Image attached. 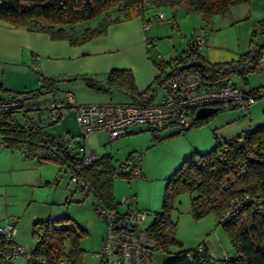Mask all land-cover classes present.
I'll return each instance as SVG.
<instances>
[{
    "label": "rangeland",
    "instance_id": "obj_1",
    "mask_svg": "<svg viewBox=\"0 0 264 264\" xmlns=\"http://www.w3.org/2000/svg\"><path fill=\"white\" fill-rule=\"evenodd\" d=\"M145 3L143 22L147 23V28L143 27L139 35L130 32L131 35L127 39L142 41L146 45L151 41L147 45L151 60L168 61L176 58L188 47L189 41L202 33L205 42L200 48L209 62L236 58L247 51L259 53L258 68L246 78L238 74L232 75L230 83L247 91L264 87V28L259 26V21L264 19V0L231 3L225 10L214 12L208 21L185 4L172 8L167 4L156 5L152 0H145ZM99 19L97 16L75 23L73 29L81 33L84 28L95 26ZM132 19L135 17L127 20ZM88 66L90 70L97 67L94 64ZM3 69L4 66L1 65L0 77ZM109 70L110 68L108 72ZM26 72L24 85H19L14 91H28L39 86L34 70L27 66ZM107 75V72L103 75L96 74V79L86 71H78L73 76L58 79V90L54 93L41 88L42 91L38 95L21 99L25 104L30 102L38 107H46L53 96L57 98L68 91L75 97L77 104L123 102L124 96L121 92L114 88L106 89V86L101 84ZM7 77L9 73L6 72L4 79H8ZM86 78L103 88L89 86ZM162 92L159 88L156 97ZM0 94L3 95L4 92L0 90ZM27 113L31 115L32 123H35L37 112ZM14 117L20 126L26 121L21 111L16 112ZM259 125H264V95L256 97L246 110L223 108L205 122L183 132H177L175 127L154 130L142 125V131L121 135L128 138L129 144L126 147L129 149L114 147V163L120 164L129 152L133 153L138 160L142 177H115L112 186L114 201L118 202L122 197H126L130 207L139 209H143L141 204H148V209H143L146 211L143 224L150 225L155 218V212L161 208L166 178L182 164L187 155L194 151H208L217 143L229 141ZM42 130L55 138L68 133L75 141L79 125L73 107H68L66 113L56 122L43 125ZM112 142L105 130L91 132L86 138L88 149L98 155L109 153ZM72 150L76 152V149ZM127 203L118 204L117 208L123 210ZM63 216L73 218L84 229L79 239L82 249L80 264H96L95 252L99 248L105 223L95 210L92 194H86L77 187L70 179V171L66 166L26 157L17 148L1 147L0 225L14 218L18 229L16 239L26 247L33 248V223ZM170 217L175 222L173 235L179 245L170 246L167 253L155 251L153 264L170 261L173 253L180 248L194 249L198 246L208 248L209 261L212 264H220L224 259L235 255L224 227L212 212L200 218L192 215L188 192H181L175 197ZM243 223L249 226V217L244 216Z\"/></svg>",
    "mask_w": 264,
    "mask_h": 264
},
{
    "label": "trees",
    "instance_id": "obj_2",
    "mask_svg": "<svg viewBox=\"0 0 264 264\" xmlns=\"http://www.w3.org/2000/svg\"><path fill=\"white\" fill-rule=\"evenodd\" d=\"M238 1L242 0H153L156 5L167 4L172 8L188 5L206 21L214 12L223 11L229 4ZM145 9V0H0V19L15 26L45 30L52 38L78 43L104 33L110 23L134 17L144 19ZM97 16L100 19L95 26H88L80 34H76L73 29L75 23ZM259 26L264 28V19L259 21ZM200 51L194 46L192 39L176 58L154 61L159 73L144 91L137 90L133 75L128 69L110 70L104 85L106 89L114 88L128 94L132 99L128 103L152 104L160 101L164 89L157 99L156 92L171 74L172 70L169 68L172 65L179 70L197 71L202 85L223 87L236 86L230 83L232 75L238 74L246 78L258 68L260 61L259 53L247 51L234 59L209 62ZM192 60H200L201 64L180 68ZM56 82L57 79L39 74V86L33 90L14 91L1 86L0 90L4 92V96L28 98L38 95L41 88L51 86L58 90ZM86 83L94 88H103L87 78ZM259 88L249 91L256 92ZM255 95L259 97L264 94ZM25 105H30V102ZM34 105L40 109L39 112L42 111V107ZM215 107L217 111L237 108L235 105ZM209 117L195 119L190 127L205 122ZM3 123L6 146L21 150L26 157L66 166L70 176L76 174L82 177L89 189L84 191L80 186L77 187L86 194H92L95 210L100 205L107 209L117 207L118 202L114 201L112 191L116 169L128 160L132 161L133 153H129L118 165L109 153L99 155L89 164H83L77 150L78 141L70 147L64 146L60 141L61 137L55 138L43 132L42 126L47 124L40 119L27 128L10 127L6 116ZM72 149H76V152ZM181 192L190 194L191 213L195 218L212 212L224 227L235 255L224 259L220 264H264V125L247 130L229 141L217 143L208 151H194L166 178L161 208L155 212L153 222L146 228L148 236L156 243V251L167 253L170 246L179 245L173 235L175 222L170 217V210L175 197ZM236 207L238 210L234 212ZM227 212L230 213L229 216H226ZM244 216L249 217V226L244 225ZM83 233V227L68 216L35 221L32 225L35 238L32 253L35 257L42 255L48 260L64 255L69 264H80L82 249L79 239ZM3 262L0 261V264H9ZM164 264L212 263L206 248L198 246L194 249H178L171 260Z\"/></svg>",
    "mask_w": 264,
    "mask_h": 264
},
{
    "label": "built area",
    "instance_id": "obj_3",
    "mask_svg": "<svg viewBox=\"0 0 264 264\" xmlns=\"http://www.w3.org/2000/svg\"><path fill=\"white\" fill-rule=\"evenodd\" d=\"M147 28V23L143 24ZM205 37L202 33L194 39V46L200 51ZM151 41L147 42L149 45ZM201 52V51H200ZM171 74L164 82V93L157 103H97L77 104L71 92L42 107L39 112L34 104L25 105L19 97L0 95V148L6 146L3 118L6 116L10 127L20 126L15 120V113L21 111L25 117L22 127L32 124L29 111H36V120L51 124L66 113L68 107H73L79 125V133L75 135L78 141L77 150L83 164H89L98 158L93 150L86 146V138L91 132L105 130L112 139L124 135L134 125H145L150 129L160 130L175 127L178 132L189 129L195 120L196 110L205 106L235 105L238 109L246 110L256 95L264 94V87L256 92L247 91L237 86L210 87L202 85L200 75L193 69L179 70L175 65L170 66ZM56 89L49 86L46 92L54 93ZM31 121V122H29ZM73 136L65 133L61 143L66 147L74 144ZM116 177L121 174L128 178L142 177L137 158L127 161L116 169ZM118 174V175H117ZM70 179L84 191L88 186L82 177L72 174ZM127 198L122 197L118 204H126ZM238 207L234 210L237 211ZM97 214L105 223L98 250L95 252L96 264H153V253L156 243L148 236L147 226L143 224L146 211L132 208L127 203L123 210L107 209L100 205ZM230 213H226L229 216ZM18 229L12 218L0 225V261L9 264H69L64 255L48 260L45 256L33 255V248H28L17 239ZM19 261V263H17Z\"/></svg>",
    "mask_w": 264,
    "mask_h": 264
},
{
    "label": "crops",
    "instance_id": "obj_4",
    "mask_svg": "<svg viewBox=\"0 0 264 264\" xmlns=\"http://www.w3.org/2000/svg\"><path fill=\"white\" fill-rule=\"evenodd\" d=\"M144 23L146 22H143V19L140 20V18L132 20L122 19L110 23L106 31L100 35L93 36L82 42L73 43L67 39L52 38L48 32L42 29L15 26L0 19V66H4L0 77V86L14 90L17 89L16 87H20L19 85H24L27 66L34 70L37 84L39 74L58 80L73 76L78 71H86L88 75H93V77L98 79L96 74L101 73L103 75L106 72L108 73L110 68V70H130L137 90L144 91L158 75L159 71L154 61L151 60L147 45L142 41L135 42L127 39L132 31L139 35ZM76 34L80 33L76 32ZM225 60L228 59L220 61ZM92 64L97 66L94 70H90L88 66ZM5 71L9 73L8 79H4ZM105 79H107V76ZM105 83L106 80L101 81L102 85ZM161 89L163 90V87ZM118 91L124 96L123 102L132 100L128 94ZM60 97L55 98L53 96L49 104ZM155 99H157L156 96ZM141 126L134 125L130 127L124 135L142 131ZM123 136H121L122 138L112 139L113 142L109 152L111 155L114 147L117 149L124 148V150L129 149L126 147L129 144V140L128 138H123ZM132 156L133 161L136 156ZM141 207L148 209L149 205L141 204ZM205 248L208 252V248Z\"/></svg>",
    "mask_w": 264,
    "mask_h": 264
},
{
    "label": "water",
    "instance_id": "obj_5",
    "mask_svg": "<svg viewBox=\"0 0 264 264\" xmlns=\"http://www.w3.org/2000/svg\"><path fill=\"white\" fill-rule=\"evenodd\" d=\"M200 64H201L200 60H192V61H189V62L183 64L180 68L181 69L189 68V67H192L194 65H200ZM216 111H217V108L215 106L200 107L196 110L195 119L196 120L206 119L207 117H209L210 115H212Z\"/></svg>",
    "mask_w": 264,
    "mask_h": 264
}]
</instances>
